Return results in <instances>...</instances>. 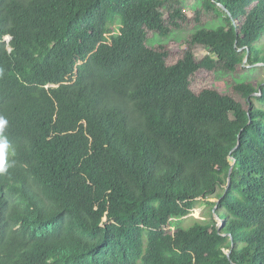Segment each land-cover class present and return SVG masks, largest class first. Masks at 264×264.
I'll list each match as a JSON object with an SVG mask.
<instances>
[{"label":"trees","instance_id":"16d2710c","mask_svg":"<svg viewBox=\"0 0 264 264\" xmlns=\"http://www.w3.org/2000/svg\"><path fill=\"white\" fill-rule=\"evenodd\" d=\"M201 7L225 21L194 10L168 61L179 0H0V264H264V80L233 74L264 66V0Z\"/></svg>","mask_w":264,"mask_h":264},{"label":"rangeland","instance_id":"374dc122","mask_svg":"<svg viewBox=\"0 0 264 264\" xmlns=\"http://www.w3.org/2000/svg\"><path fill=\"white\" fill-rule=\"evenodd\" d=\"M180 5L183 7L185 14L188 15L189 20L186 23L182 24V29L177 30L173 29L172 32H177V34H166L161 35L159 32H151L149 34V37L147 39V45L150 47H156L163 45L165 48H168V61H174L179 56V52L185 47L184 41L180 43L181 37L185 40L187 38L188 32L193 29L199 28V23L195 22L194 17V10L201 8L202 12L200 13V20L205 24L206 27L209 29L215 28L216 26L223 23V20L225 21L224 15L222 13H219L217 9L210 8V9H203L201 7V0H179ZM180 36H179V35ZM224 36H228V31L224 29ZM212 38V35H207L206 39ZM198 52L202 55H208V49L202 46L198 49ZM240 52V56L243 54L246 55V53H243L240 49L238 50ZM210 56H214L213 53L210 54ZM245 57V58H244ZM243 60L239 63H234V71L233 74L237 77V80L240 81H251V82H260L264 80V66L262 65H251L247 62V57L244 56ZM227 60H230L228 57ZM246 60V61H245ZM235 76L229 73L228 71L224 70H217L212 72H205V70H200L196 72L195 76L192 77V88L194 90H198L202 87H215L218 90L222 92L231 93V89L229 88V85L232 84V80L235 82ZM240 101L243 103L245 102L243 98L238 96ZM88 185H91V178L88 177ZM220 190L217 189L216 192H219ZM211 202L215 201V198L209 199ZM212 214V208L210 205L205 203V200L201 199L198 200L195 204V208L192 211V213L179 220L178 222L183 226H189L194 221H199L201 223H205L210 219V216ZM214 218L218 221L220 224L221 221L217 219L216 215H214ZM183 257L189 258V253H183Z\"/></svg>","mask_w":264,"mask_h":264},{"label":"water","instance_id":"95a60500","mask_svg":"<svg viewBox=\"0 0 264 264\" xmlns=\"http://www.w3.org/2000/svg\"><path fill=\"white\" fill-rule=\"evenodd\" d=\"M221 6V5H220ZM222 7V6H221ZM223 8V7H222ZM246 61V60H245ZM258 65V64H256ZM229 161H230V169H229V173H228V185L230 183V173H231V169L233 167V164L235 163V159L232 156H229ZM216 215V214H214ZM217 219L219 220L218 216L216 215Z\"/></svg>","mask_w":264,"mask_h":264}]
</instances>
